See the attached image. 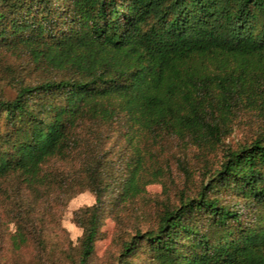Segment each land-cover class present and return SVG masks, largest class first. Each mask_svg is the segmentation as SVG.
<instances>
[{"label":"trees","instance_id":"trees-1","mask_svg":"<svg viewBox=\"0 0 264 264\" xmlns=\"http://www.w3.org/2000/svg\"><path fill=\"white\" fill-rule=\"evenodd\" d=\"M4 53L26 71L12 76L13 97L0 96V209L15 220V244L31 233L40 242L36 202L74 178L49 163L84 153L85 171L101 175L100 159L85 156L101 154L112 125L131 129L128 141L201 146L222 142L241 109L264 119V0H0ZM137 179L122 199L136 195ZM98 189L83 209L78 264L94 251ZM114 263L264 264V134L226 147Z\"/></svg>","mask_w":264,"mask_h":264},{"label":"rangeland","instance_id":"rangeland-1","mask_svg":"<svg viewBox=\"0 0 264 264\" xmlns=\"http://www.w3.org/2000/svg\"><path fill=\"white\" fill-rule=\"evenodd\" d=\"M20 59L9 53L0 54V96L13 97L11 78L22 75ZM122 132H118V131ZM101 140L100 155L85 160L102 164V174L91 176L81 165L84 153L68 160L53 159L47 167L56 176L72 175L65 188L56 184L36 202L32 216L40 230L28 234L27 241L15 244L16 224L12 214L0 209V264H78L83 209L95 203L94 190L99 187L98 233L94 251L87 264H115L114 260L130 234L156 224L165 204H175L183 190L194 191L221 159L226 147L249 142L264 134V119L255 109H241L233 119L231 131L220 143L196 145L177 137L165 136L158 141H128L133 131L112 125ZM142 147V156L135 148ZM90 154V153H89ZM98 155V156H97ZM141 157V164L138 158ZM59 170V171H58ZM138 175V192L122 199V185ZM135 177V176H134ZM25 200L30 197L25 195ZM146 259L145 256L142 255Z\"/></svg>","mask_w":264,"mask_h":264}]
</instances>
